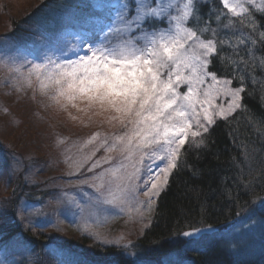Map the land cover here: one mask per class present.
<instances>
[{
	"label": "snow or ice",
	"instance_id": "1",
	"mask_svg": "<svg viewBox=\"0 0 264 264\" xmlns=\"http://www.w3.org/2000/svg\"><path fill=\"white\" fill-rule=\"evenodd\" d=\"M202 2L116 0L114 17L100 29L99 38L87 42L82 55L72 59L62 51L55 59L45 54L32 60L25 57L19 65H5L11 74L5 80H11L12 87L32 89L33 98L39 93L51 101L48 106L67 110L84 104L82 111L108 114L107 123L117 131L103 136L92 133L83 145V149L91 146L90 151L75 162L76 175L91 174L80 183L93 190L89 202L97 211L107 207L116 210L111 214H119L125 209L139 211L141 205L150 210L153 197L178 167L186 144L203 145L217 118L227 120L242 107L245 75L240 73L264 68V58L257 65L253 52L258 44L264 45V31L258 38L238 36L231 44L221 36L219 27H213L211 17L203 21V28L199 26ZM220 3V14L238 18L252 33L259 30L253 9L264 14V5L255 0ZM193 19L197 22L190 26ZM225 44L237 55L244 45L248 59L240 57L243 68L232 62L234 68L218 75L212 66L221 58ZM234 79L240 80L239 87H232ZM140 193L144 201H139ZM260 204L264 206V199ZM3 227L5 222L0 221V229ZM212 227L182 232L183 237L191 238L183 243L199 244L195 237ZM101 243L118 245L119 241ZM129 247L134 246L123 245Z\"/></svg>",
	"mask_w": 264,
	"mask_h": 264
},
{
	"label": "trees",
	"instance_id": "2",
	"mask_svg": "<svg viewBox=\"0 0 264 264\" xmlns=\"http://www.w3.org/2000/svg\"><path fill=\"white\" fill-rule=\"evenodd\" d=\"M261 5H264V1ZM220 0H205L199 5L200 27L211 17L213 27H219L222 37L236 43V37H259L264 31V14L253 9L259 30L241 24L238 18L220 14ZM226 11V10H224ZM220 14V19L216 17ZM115 15L111 0H39L23 17L8 18L6 25L9 41L22 49H35L37 44L67 52L71 46H87V42L99 38L100 29ZM229 19L233 24L229 25ZM193 19L190 26L196 24ZM224 25H229L227 28ZM235 33V35H233ZM238 55L229 44L224 45L221 58L214 61L212 70L218 75L229 72L240 62L248 59L244 45ZM255 56L264 58V45L253 48ZM230 74V73H229ZM245 75L242 107L227 120L217 118L206 134L203 145L186 144L181 152L178 167L168 177L164 189L155 199L149 225L134 241V247L123 245L101 249L90 245L85 238L81 246L90 245L85 252H78L70 242L46 243L25 236L16 219L17 201L35 194L21 180L13 184L11 197L0 211V251L14 241L38 252L53 243L64 253L69 264H264V68L255 67ZM241 82L234 79L232 87ZM199 139V138H197ZM212 225L216 233L198 239L199 244H184L181 233L193 227ZM251 226L233 245L224 241L240 229ZM234 233V234H235ZM247 233V232H246ZM80 241V240H79ZM76 245V244H75ZM128 253H134L129 256Z\"/></svg>",
	"mask_w": 264,
	"mask_h": 264
},
{
	"label": "rangeland",
	"instance_id": "3",
	"mask_svg": "<svg viewBox=\"0 0 264 264\" xmlns=\"http://www.w3.org/2000/svg\"><path fill=\"white\" fill-rule=\"evenodd\" d=\"M38 1L0 0V211L11 197L14 181L19 179L32 192L36 190L35 194L17 201L16 219L23 235L44 243L49 238L53 243L70 242L78 252H85L90 245L105 249L128 244L149 225L157 196L153 197L150 210L141 205L139 211L125 209L119 214H111L116 210L107 207L97 211L89 202V196H94L93 190L80 183L91 174L76 175L79 169L75 168V162L90 151L91 146L83 149V145L91 134L99 132L103 136L117 131L107 123L108 114L98 110L82 111L84 104H79L78 108L69 106L67 110L48 106L51 101L46 97L37 93L33 98L32 89L17 91L11 80H5L11 75L5 65H19L25 57L32 60L46 54L55 59L62 55L43 43L37 44L35 49L32 46L30 50L22 49L6 37L7 19L23 17ZM111 1L116 4V0ZM263 1L255 0V3L261 5ZM85 48L71 46L64 54L75 59ZM138 199L146 198L140 193ZM251 230V226H246L224 243L236 244ZM83 238L90 245L81 246ZM105 239L119 241V244L105 246L101 243ZM53 243L33 252L14 241L0 251V261L4 264H69Z\"/></svg>",
	"mask_w": 264,
	"mask_h": 264
},
{
	"label": "water",
	"instance_id": "4",
	"mask_svg": "<svg viewBox=\"0 0 264 264\" xmlns=\"http://www.w3.org/2000/svg\"><path fill=\"white\" fill-rule=\"evenodd\" d=\"M203 229H206V227L203 228ZM214 233H216V229L212 228V230H211L210 232H209V231H204V232L198 234V235L195 237V239L198 240V239H200V238H202V237H204V236H211V235H214ZM181 237H182V238H185V237H183L182 235H181ZM186 239H191V238H186Z\"/></svg>",
	"mask_w": 264,
	"mask_h": 264
}]
</instances>
